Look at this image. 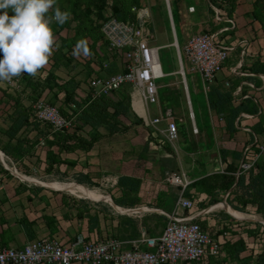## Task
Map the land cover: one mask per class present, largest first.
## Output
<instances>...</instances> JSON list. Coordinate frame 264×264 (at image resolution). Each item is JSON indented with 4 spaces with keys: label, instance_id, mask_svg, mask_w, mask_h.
Wrapping results in <instances>:
<instances>
[{
    "label": "crops",
    "instance_id": "obj_1",
    "mask_svg": "<svg viewBox=\"0 0 264 264\" xmlns=\"http://www.w3.org/2000/svg\"><path fill=\"white\" fill-rule=\"evenodd\" d=\"M253 2L254 0H235L234 5L231 8L228 7L229 11L226 10L227 14L234 20V24L223 23L229 27V30L222 33L221 37L226 44H232L233 49L225 60L222 69L218 72L210 90L205 92L199 74L190 72L192 74L190 80L195 90L202 91L204 97L203 102L197 101V108L194 107L189 95L188 80H184L187 103L190 106L192 118H195L193 127L196 128L197 134H193L194 132L188 130L186 145L176 142L178 138L172 144L167 143V145L170 144L175 148L178 154L181 151L192 156V171L190 172H185L182 164L184 161L175 160L169 154V151H165L163 154L156 151L152 155H154L155 160H158V173L154 167L152 172H155V174L153 173L148 177L147 168H151L152 162L148 161L142 154V148L147 142L146 134L138 136L137 140L131 138L130 142L125 144L124 140H120L122 136L119 133H109L100 128L103 136L90 149L74 148L66 150L60 148L54 143L56 132H53L46 124L32 121L30 115L34 103L39 98H44L52 104L55 101V103L63 105V112L67 114V105L70 102H66L65 92L58 88L56 84L66 83L70 78L74 80V77H69V74H63L59 70L45 71L41 69L37 78L28 77L26 74L17 77L16 86L0 82V151L2 152L0 157L3 158H0V164L4 168V170H0V246L20 247L27 241L40 237L53 238L62 243H71L77 237H83L88 241L103 240L107 237L132 240L138 238L141 234L156 236L162 232L164 227L155 234H150L149 226L142 223L140 217L146 214L156 218L157 213L164 216L167 213H172L181 192L185 198L194 201V212H200L197 220L201 226L209 229L215 237H219L224 242H234L240 239L236 238L237 233L232 232L236 228L231 227L227 221L221 222L220 217L227 213L242 222L250 220H242L245 218L235 216L229 209L226 210L223 202L225 201L232 208L238 209L236 206L238 204L237 197L230 201V189L233 186H235V190L237 188L236 179L238 176H235L234 173L237 171L242 149L245 145L250 144L255 137H261L264 133V72L256 70V68L264 67V27L252 15ZM197 25H199L198 31L207 27L214 29L213 16L210 22L202 20ZM186 40L183 41L182 46ZM241 41L245 42L244 46ZM88 59L90 58L81 56L75 60L79 63H86ZM108 63H111V60ZM89 64L94 71L97 69L94 63ZM49 72H52L54 80L52 79L49 85L46 86L43 81ZM180 72L185 73L183 66H181ZM73 73H78V71L76 70ZM176 73V69L165 72V76L169 78L167 84L172 83L176 78ZM92 74L98 73L92 72L90 76ZM55 75H61L63 78ZM78 76L76 75L75 78L79 79ZM82 87L83 83L80 82L74 88L75 100L85 97L86 92ZM214 89L231 93L232 98L226 103L228 105L210 107L209 95L215 99L212 94ZM134 98L137 97L130 95L131 109L142 118L143 106L141 104V114L134 107ZM16 102L22 104L25 113H28L29 116L22 127L10 137L9 132L20 110V108H16ZM236 107H240L241 110L233 119V127L230 129L227 125L228 111L230 108ZM77 115L78 112H74V122H76ZM149 115L151 117L159 116L151 115L150 111ZM165 121L167 126V120ZM76 123L81 124L80 122ZM144 127L146 128V126ZM88 130L89 126L85 125L77 133L86 136ZM150 131L151 128L149 127L148 135L151 138L149 145L151 149H156L158 144L150 135ZM132 133L134 131H127L122 132V135L131 137ZM41 141L44 144H41ZM59 142L64 143L62 135ZM70 142L68 141V143ZM162 145L163 147L167 146L166 144ZM49 153H51V156H48ZM53 158H58L62 162L56 163ZM21 162L27 163L33 171H38V168H46V171L50 172L56 168L65 175L73 176L75 181H67L68 183L81 186H86L85 184L90 182H105L106 179L118 184V178L121 176H126L128 185L137 182L140 186L137 188L138 192L135 200L132 197L129 202L124 201L122 207L128 210L120 211L116 208L120 205L114 201V199H119L117 197L111 199L115 204L113 202L109 203L105 200L88 198L85 195L81 196L65 188H57L48 184L56 182V180L45 181L34 176L24 174V177L15 173L16 176L12 169L18 171L21 168L19 167ZM35 164L38 165V168L35 167ZM176 165L181 169V172L178 173L184 174L189 181L188 187L182 186V190L176 196L170 194V199H167L165 205L167 208H165L162 206L163 202L160 201V198L155 195L157 192L169 190L171 184L167 182L164 174L166 173L168 176L170 170ZM225 175L235 176V181L229 189L223 188V176ZM113 176H115V179ZM27 177L32 178L34 181L28 180ZM197 186L203 188L199 194ZM186 187L190 197L184 194ZM110 198L112 197L110 196ZM83 199L106 202L113 208L115 206L114 209L121 213H137L134 216L137 217L134 234L129 237H122V233H129L126 222H122L114 212H109V209L107 212L106 208L108 206L106 204H91ZM130 201H132L131 204ZM239 229L238 231H240ZM224 231L227 232L226 236H223ZM241 239L246 244L243 235ZM245 252L243 251L240 256L246 255Z\"/></svg>",
    "mask_w": 264,
    "mask_h": 264
},
{
    "label": "built area",
    "instance_id": "obj_2",
    "mask_svg": "<svg viewBox=\"0 0 264 264\" xmlns=\"http://www.w3.org/2000/svg\"><path fill=\"white\" fill-rule=\"evenodd\" d=\"M213 9V26L194 33L181 48L187 61L188 71L201 77L205 92L210 90L218 72L233 49L226 44L221 34L229 30L234 20L225 9L210 3ZM194 7L189 6V11ZM133 18L120 19L110 12L100 26L103 40L110 52H117L123 68L112 74H92L88 81L90 99L108 95L127 86L132 97H137L143 106V125L151 128L150 135L158 145L172 144L178 138V127L172 111L165 110L159 116L149 115V104L158 103L157 79L165 76L159 59V46L153 44L154 33L150 26V12L144 5L131 6ZM244 46L245 42L241 41ZM66 56L77 59L72 51ZM2 58V57H0ZM25 75V74H24ZM27 75V74H26ZM22 76V75H21ZM14 79L10 86H16ZM87 96V94H86ZM63 114L58 106L39 98L33 105V118L48 124L52 131L69 130L74 121V112L80 108L74 102L67 105ZM244 115V113H242ZM246 115V114H245ZM167 120L166 128L159 123ZM196 131V128H193ZM44 144L43 141L40 142ZM264 156V133L243 147L235 176L256 174L258 162ZM183 187L189 181L184 174L171 175ZM195 203L181 192L172 213H167L162 232L156 236L141 234L132 240L107 237L103 240H85L77 237L74 242L62 243L46 237L27 241L20 247L0 246V264H203L209 258L221 259L225 253L223 243L209 230L201 226L194 212ZM227 232H223L226 236Z\"/></svg>",
    "mask_w": 264,
    "mask_h": 264
},
{
    "label": "rangeland",
    "instance_id": "obj_3",
    "mask_svg": "<svg viewBox=\"0 0 264 264\" xmlns=\"http://www.w3.org/2000/svg\"><path fill=\"white\" fill-rule=\"evenodd\" d=\"M168 1V2H167ZM58 6L61 10H66L70 12V18L65 23V27L61 29L59 24L53 22L52 27L54 29L55 38L57 43L60 45L57 50L54 51L52 57L49 61V66L43 68L45 71H54L59 70L63 74H69V77H74V80L71 78L68 80L71 81L68 87L73 89L79 83H83V90L86 92L85 97H80L76 99L75 102L77 104H85L86 107L95 105L97 110L102 111L103 114L107 115V117L112 120L115 127V133H119L121 137L120 140H124L125 144L130 142L131 138H138V136H142L146 134L147 142L144 144L142 148L143 156L148 159V161L152 162L151 168H147V176L150 177L153 173L152 170H157L158 173V160H155L154 155L152 153L158 151L163 154L165 151H169V154L175 158V160H183L182 163L184 165V171L190 172L191 163L193 161L192 156L187 155L186 153L176 152L175 148H173L170 144L163 147L156 146V149H151L149 145V140L151 139L148 135V128L143 126V121L141 117L136 115L134 111L130 108L123 109V107H118V113L115 117H113V107L112 102L116 101L118 98H122V96L127 94L126 88H122L118 92H111L108 95L96 96L90 99L91 94L87 88V78L90 76V73L96 72L98 74H111L115 73L123 68L122 57L117 52H110L107 47V44L104 43L100 26L102 22L107 18L110 12H114L118 17L123 18H132L133 13L130 11V6L136 4L137 7L145 6L148 7L150 16V24L151 28L154 32L155 40L153 44L161 46L159 49V59L162 66V70L164 72L175 70V79L172 83L167 84L168 76H164L160 79H157L158 86V104H149V111L151 115H159L164 112L166 109L172 110V115L174 117V121L177 123L178 127V139L176 142L179 144L183 143L186 145L187 143V131H191L193 134H197V130L194 131L193 123L194 117H190V106L187 103L186 98V90L184 87V80H188V91L190 98L194 107L197 108V101L203 102V93L202 91H196L194 85L192 84L191 76L192 74L187 70V61L185 60L181 47L184 40H186L190 35L198 31L197 23L205 20L210 22L212 18V12L209 9L205 0H106L105 5L100 8L101 1L100 0H57ZM171 7V15L173 19V15H177L179 17V25L175 28V22L173 19V24L175 30L172 29L171 20L168 13V5ZM193 6L194 11H189V6ZM116 8V10L114 9ZM11 14V13H10ZM51 15V13H49ZM181 24H183L181 26ZM183 32H182V29ZM82 37L87 38L89 43V48L91 54L88 56L90 59L87 60L86 63H79L76 60L67 58L64 52H70L73 50L76 42ZM176 42V45H175ZM111 63H108L110 62ZM94 63L97 69L94 71L92 66L89 63ZM51 64V65H50ZM181 66L184 67V74L180 72ZM78 71V73H73L74 71ZM79 75L76 79V75ZM40 74V73H39ZM38 74V75H39ZM37 75V76H38ZM33 77V78H37ZM56 77H62L61 75H55ZM63 78V77H62ZM16 79V78H14ZM74 81V82H73ZM8 83V82H3ZM54 105L58 106V108L63 111L64 106L58 103L53 102ZM191 105V104H190ZM33 110V108H32ZM138 122V123H136ZM160 128L166 127V121L162 120L160 123ZM134 131L131 137H127L126 135H122V132ZM133 136V137H132ZM142 140V137H141ZM137 143V142H135ZM131 144V143H130ZM182 145V144H181ZM196 147V145H195ZM144 151V152H143ZM182 156V157H181ZM156 161V162H153ZM190 164V165H189ZM18 171L26 174L27 176H34L41 180L45 181H75L73 176L65 175L58 171V169H53L50 172L46 171V168L40 169L38 165L35 164V167L38 168V171H33V169L24 162H21V166L19 165ZM36 168V169H37ZM163 171V169H161ZM259 172H264V159L261 160L259 165ZM15 174V169H12ZM181 169L178 165H176L170 172L169 175L165 173L164 176L167 178V182L171 185L169 186L168 191L157 192L156 197L160 198V201L163 202V207L167 208L166 201L170 199L171 195L176 196L182 190V185L179 184L175 179L171 180V175H181L179 173ZM178 173V174H177ZM16 175V174H15ZM17 176V175H16ZM115 179V176H113ZM256 175L248 174L245 176V184L239 186L235 190V186L230 189V201L237 197L238 204L236 205L238 209L237 211L243 212L245 214H249L248 216H242L240 214H234L239 218H245L242 220H247L245 222L239 221L238 219L232 217L231 215L225 213L220 217L221 222H229L231 227H235L236 230H233V233H237L236 238H241L242 235L246 239V255L241 256L239 260H229L228 262H223L220 264H256L253 259H250V252L255 254H264V215L261 211H259L254 203V200L258 198L257 192L260 185V182L255 179ZM112 179V178H111ZM117 179V178H116ZM70 186H76L75 183H66ZM77 182V181H76ZM81 183V182H79ZM119 183V178L118 182ZM136 189L135 191H128L126 188H120L119 184L112 183L111 180L106 179L105 182H90L89 184H85L89 188L92 189H100L104 193L110 194V196L121 199V205H124L125 202H129V199L137 197L139 183L134 182ZM81 186V185H80ZM84 186V185H83ZM84 186V187H86ZM188 187V186H187ZM187 187L184 189L185 196H188ZM203 188L197 186L198 194L202 192ZM149 192V191H148ZM171 194V195H170ZM85 197L95 198L98 200H103L91 194H86ZM85 200V199H83ZM88 203H96V204H106L108 207L106 211L114 212L115 215L123 222H126L129 227L128 234H121L122 237H129L134 234L136 228V219L134 217L137 213H121L115 210L112 206H110L106 202H96L91 200H85ZM245 202V203H244ZM247 202V203H246ZM231 209V208H230ZM158 216L155 218L150 215H142L140 217L141 222L145 225L149 226V233L155 234L158 230L162 229L168 218L161 213H157ZM252 215L261 217L254 218ZM238 228H240L238 231ZM249 253V254H248ZM252 253V254H253ZM221 261V260H219ZM208 264V263H206Z\"/></svg>",
    "mask_w": 264,
    "mask_h": 264
},
{
    "label": "trees",
    "instance_id": "obj_4",
    "mask_svg": "<svg viewBox=\"0 0 264 264\" xmlns=\"http://www.w3.org/2000/svg\"><path fill=\"white\" fill-rule=\"evenodd\" d=\"M100 1H101L100 8H102L105 5L106 0H100ZM205 1L208 5L209 9L212 12V15L214 14V12L210 6V3H212L213 5H216L217 7H220L222 9L229 11V8H231L235 2V0H205ZM133 5H136V4H133ZM133 5H131V6H133ZM131 6H130V8H131ZM114 9L116 10V8H114ZM113 15H115L114 12H113ZM252 15L264 27V0H254ZM115 16L117 18H120V19H127V18H123V17H118L117 15H115ZM133 17H134V15H133ZM173 19H174V22L176 25L175 28H176V32H177V28H178L180 20H179V17L177 15H173ZM59 27L61 29H63L65 27V24L60 25ZM102 38H103V36H102ZM104 43L106 44L105 41H104ZM64 53L66 56V52H64ZM256 70H261L264 72V67H261L260 69L256 68ZM27 76L29 77V75H27ZM25 79H27V78H25ZM52 79L54 80V76L52 75V72H49L47 77L44 78V81H43L44 85L48 86ZM56 85L58 86V88L62 89L65 92V100L67 103L68 102H74V103H76L78 108H80V111L78 112V115L76 118V122L81 123L80 125H78L76 122L73 121V124L69 130L55 131L56 132V138L54 140V143H56L60 148L66 149V150H71L74 148L90 149L94 145V143L96 141H98L103 136V133L100 131V128L105 129L109 133H112L115 131L114 129L116 126L113 124L112 120H110L107 117V115L103 114L102 111L97 110V108L94 104L86 107L85 104H82V103L77 104V102H75L74 92H73L74 88L70 89L68 87V85H70V82H66V83H63L61 85H59V84H56ZM122 88H126L127 94L122 96V98H118L116 101L112 102V107L114 109L113 110V117H115L117 114H119L118 113V109H119L118 107H123V109H126L128 107L131 109L130 93H129V88L127 86H123L120 89L115 90L113 92H118ZM212 94L215 97V99H213V97H211V95H209V103H210V107H212V108L215 107L216 105H218V106L219 105H225L226 106V105H228L226 103H228L230 101V99L232 98V95L230 92H221L217 89L212 90ZM16 104H17L16 108L17 109L20 108V110H19V115L15 119L14 125L12 126V129L9 132L10 137L13 136L22 127V125L27 121V118L29 116L28 113H25L24 107L22 106V104L20 102H16ZM240 110H241L240 107L229 109V111H228L229 117H228L227 125L230 129H232V127H233V119L238 115ZM62 113L66 114L63 111H62ZM30 116H31L32 121L40 123L32 117L33 116L32 111H31ZM139 121H142V120L139 119ZM136 123H138V122H136ZM85 125L89 126V130L87 131L86 136L78 134L77 131L79 129H83V127ZM46 126L50 127L48 124H46ZM61 135L64 137V143L63 144H61L59 142V138L61 137ZM68 141H71V142L68 143ZM48 156H51V153H49ZM262 159H264V156L258 162V172L256 174H253V175H256L255 179L260 182L258 192H257L258 198L256 200H254V203H255L256 208L259 211H261L264 215V172H261V173L259 172L260 171L259 165H260V162ZM53 161H55L56 163L62 162V160H60L58 158H53ZM0 170H4V168L1 166V164H0ZM250 174H252V173H250ZM223 177H224L223 188L229 189L235 181V176L225 175ZM245 181H246L245 176L239 175L236 179V186L239 187V186L244 185ZM118 184H119L120 188H122V189L126 188L130 192L135 191V189H136L134 182H132L129 185L127 184L126 176L119 177V183ZM133 200H134V197H133ZM114 201L118 205L122 204L121 199H114ZM131 203H132V201H130V204ZM246 249H247V246L245 244V241L241 238L234 241V242H226L225 241L223 243V250L225 253L224 257L221 259H216L213 257L209 258L207 263L208 264H220L223 262H228L229 260H239V259H241L240 254L243 251H246ZM250 259H253L256 264H264V254H261V253L252 254V253H250ZM219 260H221V261H219Z\"/></svg>",
    "mask_w": 264,
    "mask_h": 264
},
{
    "label": "clouds",
    "instance_id": "obj_5",
    "mask_svg": "<svg viewBox=\"0 0 264 264\" xmlns=\"http://www.w3.org/2000/svg\"><path fill=\"white\" fill-rule=\"evenodd\" d=\"M69 18L70 12L61 10L57 0H0V82L12 83L24 74L36 77L60 46L53 22L63 25ZM90 54L88 40L82 37L72 55L79 59Z\"/></svg>",
    "mask_w": 264,
    "mask_h": 264
},
{
    "label": "bare ground",
    "instance_id": "obj_6",
    "mask_svg": "<svg viewBox=\"0 0 264 264\" xmlns=\"http://www.w3.org/2000/svg\"><path fill=\"white\" fill-rule=\"evenodd\" d=\"M168 5V8L170 9L171 11V7L169 4ZM175 45H176V42H175ZM182 73V72H181ZM185 84V83H184ZM134 107L136 108V110L138 112H140L142 114V106H141V102H140V99L138 98H134ZM190 117H192V112L190 111ZM0 154H2V152L0 151ZM15 173L18 174V175H21V176H24V174H22L21 172L15 170ZM25 177V176H24ZM28 180H31V181H34L32 178L30 177H27ZM50 186H54V187H57V188H65L67 190H70L75 193H77L78 195H81V196H84L86 194H91V195H94L98 198H101L109 203H114L113 200H111L112 198H110V195L107 194V193H103L102 191H100L99 189H92V188H88V187H84V186H80V185H76V186H70L68 184H65L63 182H59V181H56V182H50L48 183ZM115 204V203H114ZM115 208V206H114ZM117 210H120V211H127L128 209L127 208H124L122 206H116ZM148 209V208H146ZM137 210V209H136ZM230 212L231 213H234V214H240L242 216H248L247 214L243 213V212H240V211H237L236 209H230ZM130 213V212H129ZM254 215H252L253 217ZM254 218H261V217H257V216H254ZM262 219V218H261ZM262 221L264 222V220L262 219Z\"/></svg>",
    "mask_w": 264,
    "mask_h": 264
},
{
    "label": "water",
    "instance_id": "obj_7",
    "mask_svg": "<svg viewBox=\"0 0 264 264\" xmlns=\"http://www.w3.org/2000/svg\"><path fill=\"white\" fill-rule=\"evenodd\" d=\"M168 13H169V17H170V20H171V24H172V29L174 30V27H173V23H172V19H171V13H170V9L168 8ZM1 158V157H0ZM1 159H3V158H1ZM223 205H224V207L226 208V210L227 209H229V208H231V209H234V208H232L227 202H223ZM228 212V211H227Z\"/></svg>",
    "mask_w": 264,
    "mask_h": 264
}]
</instances>
